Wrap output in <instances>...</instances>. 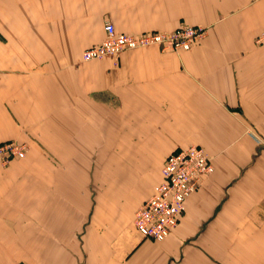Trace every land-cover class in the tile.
<instances>
[{"label":"crops","instance_id":"0c3cea01","mask_svg":"<svg viewBox=\"0 0 264 264\" xmlns=\"http://www.w3.org/2000/svg\"><path fill=\"white\" fill-rule=\"evenodd\" d=\"M104 21L130 34L189 24L205 35L185 51L151 46L81 61ZM261 32L264 0H0V142L26 131L35 155L78 154L87 122L115 141L107 154L121 157L107 170L117 188L142 160L156 165L129 206L113 195L95 205L82 191L37 194L36 164L22 195L11 184L23 166H0V264H264ZM71 108L75 151L66 143ZM190 144L204 150L212 172L164 240L142 237L136 207L159 181L163 159ZM44 172V183L64 180L52 165Z\"/></svg>","mask_w":264,"mask_h":264},{"label":"built area","instance_id":"2783aa9c","mask_svg":"<svg viewBox=\"0 0 264 264\" xmlns=\"http://www.w3.org/2000/svg\"><path fill=\"white\" fill-rule=\"evenodd\" d=\"M103 37L84 48L81 61L116 57L121 52L136 48L157 46L162 50L185 51L205 35L199 25L182 24L170 31H146L138 34L118 32L109 21L102 25ZM254 43L264 44V32ZM24 155L23 145L15 140L0 142V164ZM212 172V165L204 150L197 145L173 149L162 161L160 179L135 209L132 224L135 231L152 241L164 240L176 226L183 211L184 201L199 186L201 180Z\"/></svg>","mask_w":264,"mask_h":264},{"label":"rangeland","instance_id":"374dc122","mask_svg":"<svg viewBox=\"0 0 264 264\" xmlns=\"http://www.w3.org/2000/svg\"><path fill=\"white\" fill-rule=\"evenodd\" d=\"M159 49L162 50L161 48ZM87 110H90V107H85L84 109L85 116L88 115L89 117L92 114L87 113ZM103 126L104 128H106V125ZM76 129L77 126L75 122V108H71L69 109L68 115L69 132L66 143L67 147H71L73 151H75L74 149L77 144L75 140ZM32 138L33 136H31L28 132L20 131L16 138H14L13 140L23 145V157L20 159L13 158L7 161L6 163L0 164V166L3 167L8 164H18L23 166L22 171L17 173V177L12 179L13 184H11L15 188H17L20 191V194L22 195L28 194L29 182L33 180L28 177L27 167L30 164H36L38 167L35 173V179L36 181H41V184H37L36 186L37 194L46 196L72 194L79 195L82 191L84 197L88 198V201H92L93 204H95V202L97 201H102L100 198L103 199L104 197H109L113 195V197L120 198V202L122 204L129 206L130 202L132 203L134 200H137L142 197L143 188L145 184V181L143 179L151 178V180H153L151 176L154 175L156 171V165L154 161L151 160V158L148 161L142 160L138 164L139 170L133 172L134 175L132 177H130L129 172L125 173L128 177H130L129 180H125L124 178H117V180H119L121 184H124L123 187H118L123 188V190L118 189L115 182L113 180H109V171L107 170L108 165L116 163L114 159L119 160V158L121 157H118L117 155L113 154H107V152L110 151L109 149L113 146L115 141L109 140L108 133L106 132L97 133L96 131H94L92 129V126L87 122L84 123L83 149L78 154L45 155L44 151H42L37 152V154L35 155L32 148L34 146L33 141H31ZM36 147H44V145L41 143V145H37ZM45 164L52 165V169L56 170L55 174L59 175L64 180L54 181L55 185L53 183H50L49 181H47V183H44L43 181L45 180V175L46 179L50 180L49 173L44 172ZM66 165L70 166L68 167V169L72 171L70 173L72 176L69 179L65 177L66 168L64 166ZM141 165H144V167L142 168ZM76 178L78 179V183L75 180ZM80 179L83 180V187H81ZM138 181L141 182L139 184H135ZM4 185L8 186L6 183H4ZM131 188H134V190H132ZM4 190H6V188ZM93 204L85 201V205H87L90 209ZM131 207L133 209V204H131Z\"/></svg>","mask_w":264,"mask_h":264}]
</instances>
